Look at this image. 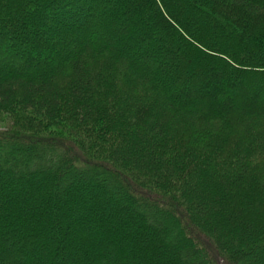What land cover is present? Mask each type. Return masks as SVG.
<instances>
[{
  "label": "trees",
  "instance_id": "16d2710c",
  "mask_svg": "<svg viewBox=\"0 0 264 264\" xmlns=\"http://www.w3.org/2000/svg\"><path fill=\"white\" fill-rule=\"evenodd\" d=\"M0 113V264H264V0H0Z\"/></svg>",
  "mask_w": 264,
  "mask_h": 264
},
{
  "label": "rangeland",
  "instance_id": "374dc122",
  "mask_svg": "<svg viewBox=\"0 0 264 264\" xmlns=\"http://www.w3.org/2000/svg\"><path fill=\"white\" fill-rule=\"evenodd\" d=\"M14 120H15V116L0 113V129L12 127V124H14ZM51 129L60 134H66V135L70 134V130L68 128L51 126Z\"/></svg>",
  "mask_w": 264,
  "mask_h": 264
}]
</instances>
